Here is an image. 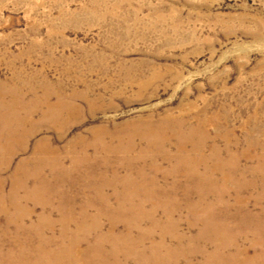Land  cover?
I'll return each mask as SVG.
<instances>
[{
    "label": "rangeland",
    "instance_id": "1",
    "mask_svg": "<svg viewBox=\"0 0 264 264\" xmlns=\"http://www.w3.org/2000/svg\"><path fill=\"white\" fill-rule=\"evenodd\" d=\"M16 86L17 102L7 92L0 96V143L10 131L28 141L13 153L0 144V260L38 261L36 245L67 244L82 224L83 260L94 264L99 257L90 248L98 247L106 252L100 260L111 264L118 256L109 241L86 228L101 221L108 230L107 213L120 209L149 216L134 225L115 222V232L137 236L155 219L175 226L181 238L160 241L162 227L144 247L162 243L161 252H174L178 264H201L211 254L213 264H264V0H0V88L17 93ZM48 104L75 108L51 116L42 112ZM163 117L203 121L207 164L188 152L205 177L172 176L165 144L148 145L168 134L174 152L176 133L139 138L140 123L158 126ZM189 130L180 128L179 137L191 136ZM220 163L226 178L214 171ZM129 166L149 172L127 176L136 187L131 192L113 175ZM151 180L155 189L148 192ZM173 185L168 194L161 189ZM153 261L166 262L160 254L128 259Z\"/></svg>",
    "mask_w": 264,
    "mask_h": 264
},
{
    "label": "bare ground",
    "instance_id": "2",
    "mask_svg": "<svg viewBox=\"0 0 264 264\" xmlns=\"http://www.w3.org/2000/svg\"><path fill=\"white\" fill-rule=\"evenodd\" d=\"M1 88H0V96H3L2 95L3 92H5V94L7 92V93L11 94L12 102H17L20 99L21 92H20V89H19L18 86H16L18 91H15L17 93H13L11 90L5 91L3 88L2 89ZM0 105H4L3 104V99H0ZM17 106L21 107L20 104L16 105V107ZM35 108H37V107H34L33 110ZM74 108L75 107L72 106L71 104L67 105L66 107H64L63 105H58V106H52L51 107V104H48L47 107L42 108L44 110L42 112L44 114L46 113L47 115L53 116L51 113H61V111L64 110V112L66 111V113H68V115H71V114H73V109ZM161 121H163V122L157 124L158 126L154 125V123H150L148 120L144 121L143 123H140V124H142L144 126H140L142 128H141V130L139 132H142V133L139 134V138L143 140L144 134L147 133V135H152L157 130H162V131L159 132V134L162 133L163 131H168V130L171 131L172 134L176 133L177 134L176 137H178L177 142H176V146H179V147L177 149H175L174 152H171L170 150H168V147H167L168 144L166 145V141L169 139V135L168 134L167 135L160 134L162 136V138L160 137L159 139H161L162 142L156 140L157 143H159V144H156L155 142H153L151 140L148 143V145L154 144L155 148H158V147L161 148L162 145L165 144L164 145V147H165L164 150L169 152L166 157L171 156L172 159H168V161H172L173 162V163H171V167H170V169H169V171L167 173H170L172 176H176V175L182 174L184 172V174H186L188 176L192 175L195 178V180H196V178L199 179L201 177H205V176H201L200 175V173H201L200 171H197V169H198V167H197L198 165L197 164L198 163L207 164L208 157H210V155L208 156V154L206 155V153L204 152L205 144H204L203 139H201L199 137V133H200L199 131H201L200 130V126L203 124V121H199L198 123H195V122L194 123L193 122H189L188 123V122L182 121L181 119L178 120V121H174V120H171L170 118H165V117H163V119ZM173 125H175V126H173ZM183 127H188L190 129L189 132H191V136L182 134L181 138L179 137L178 130L180 128H183ZM99 130L100 129L96 130L95 132L97 133V132H99ZM203 135H204V133H203ZM120 136L121 135H118L117 138H120ZM4 138H7L8 142L5 141V143H2V144L0 143V144L1 145L7 144L9 146V147H7V149L9 150V153H13L16 150H21L22 148H23L22 150H24L26 148V143L28 141L27 140V136L16 138V137H14V134L11 131L9 132L8 136L5 135ZM128 140H129V142L132 143V140L130 138ZM77 141L81 142L82 140H81V138H78ZM77 141L75 143H77ZM12 145H14L15 147L12 146ZM214 147L215 146L212 147V152L213 153H218L219 152V154H220L221 152L218 151V149L214 148ZM188 150H190V152H194V151L198 152L199 160H200L198 163H196V162L194 163V160L189 156L191 154L188 152ZM261 153H262V155H264V149L262 150ZM48 157L49 156H46V158H48ZM49 159L53 163H56V159L55 158H50L49 157ZM235 163H236V159L231 158L230 168L229 169L233 173H234V171H233L234 168H237ZM214 164H215V162H214ZM260 164H257V165H260ZM223 165L224 164H222V163L218 164L214 171H219L221 173V175L226 178L228 176V172L224 171L225 168L222 169ZM246 167H248V166L242 167V170L245 173L247 171ZM152 168L153 169H152V171H150V174L156 180L157 178H156L154 173H156V172H158L160 170V165H155ZM126 169H127L126 170V174H122V175L120 174L119 169L115 170L113 175H114V177H116V179H115L114 182H116L118 184V186L120 184L123 191H130V192L131 191H135L136 187L134 188L133 184L131 182L129 183V182L126 181L127 176L128 175H132V176H135L137 178H143V177H146V175L149 172L146 171L147 169L145 167H140L138 169L132 170L133 166H129V168H126ZM248 170H249V168H248ZM255 170L256 171L258 170L259 173H261L260 177L263 176V173H262V170L260 169V166H257L255 168ZM230 171H229V173H230ZM207 172H209V171L207 170ZM207 172H206V174H207ZM130 173H132V174H130ZM243 175H245V174H243ZM147 179H149V178H147ZM154 179H153V181H154ZM141 181H142V179H141ZM153 181L151 180V181L147 182L146 183L147 185H146L144 190H146L148 188L155 189ZM23 185H25L24 182H23ZM175 187H176V185H173L169 189H164L162 187H161V189L163 191H165L166 194H168V192L173 191L175 189ZM16 189H17V186L13 185L12 192H11L12 193V197L15 196ZM96 190H97V188H96ZM148 192H150V189H148ZM122 195L126 197V195H132V194H128V193L124 194L123 193ZM12 197H10V199H12ZM0 201L4 202L3 196L0 197ZM126 203H128V202L119 201L118 205H125ZM121 211L122 210H120V209H116L114 211H109L107 213L108 215H110L109 221H111V222H110V227L107 226L108 230H106V231L105 230L103 231V229H102V225L103 224H102L101 221L95 222L92 225V227H90V228L89 227L86 228L90 232L94 233V239L99 240V235H104L105 238H103V240L104 241H109V243L111 244L110 247L112 249V251H111L112 254L114 256H118L119 257V259H118V257L117 258H113V260L111 261L112 262L111 264H129L128 259L131 257V255H137L138 256L139 254L141 256H143V255L149 256V257H151V259L153 257L156 259L157 256L160 254V256L163 255L164 259L168 263H170L169 261L171 260V257H173L172 263L178 264L177 261H176L177 260L176 259L177 255L174 254V252L172 254H169V253H171L170 250L168 248H165L164 246H163L162 252H161V250H160L161 247L160 246L162 245V243H161V245L160 244L156 245V243H152L150 246H146V247H149L148 249H146L144 247L146 242L153 240V235L155 234V232H157V230L162 228V227H164L163 235L159 236L160 232L157 235L159 237L160 241H162L163 238L165 237V235H167V234H171V236L174 235L177 238H181L180 234L176 233V228H174L175 226H170L169 224H166V225L165 224H161L159 220L155 219L153 221V223L151 224L150 228H149V232L145 230V231H143V233L140 232V234L137 235V236H133L132 232L129 231V229L126 232H123V231L122 232H120V231L119 232H115L116 231L115 222H118L120 220L121 221L122 220L123 221L124 220L125 221H127V220L129 221L130 220L129 223H131L132 219H133V221H134L133 225H134V224H137L138 222H140L141 220H143V219H145L146 217L149 216L143 210H141L140 212L135 211L134 214L129 213V212L122 213ZM26 212H27V210H26ZM111 214L112 215L114 214L113 217H112ZM67 219L72 221L73 217L71 215H69V218H67ZM78 225H76L75 232H73L71 234L72 238H71V240L69 239V242L67 244L58 245L54 249H51L49 247V246H52L54 244H38V245H36L35 246V254L38 255V257L36 258V259H38V261H32V260H29V258H26V257H23V259H22V257H16V258L5 257V258L0 260V264H88L86 261L83 260L84 256L81 254L83 252V250L81 249V244L82 243L78 239V234H79V232H81V231L78 230ZM79 226L81 227L82 224L79 225ZM168 226H170L169 233H166L164 231L166 230V228ZM64 230H65V233H64L65 238H69V236L67 234L69 228H66ZM90 249L95 251L94 257L95 256L99 257L98 259L93 260L95 262L94 264H106L105 262L101 261L104 258L102 256H104L105 253H106V252L103 251V249L98 248V247H92ZM178 252L179 251H177V253ZM237 252L239 253L240 251L236 250L234 253H237ZM123 253L125 255H121ZM80 257H81V259H80ZM208 257L209 258L206 259L205 261H203L201 264H213V263H215L214 261H211L212 259L215 258V257H213L212 254L210 256H208ZM142 259H143V257H142ZM166 262L164 264H166ZM153 264H159V263H155L153 261ZM160 264H163V261H161ZM187 264H191V262H188Z\"/></svg>",
    "mask_w": 264,
    "mask_h": 264
}]
</instances>
